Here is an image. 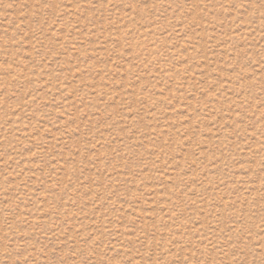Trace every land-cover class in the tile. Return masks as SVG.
Returning <instances> with one entry per match:
<instances>
[{
	"label": "rangeland",
	"instance_id": "rangeland-1",
	"mask_svg": "<svg viewBox=\"0 0 264 264\" xmlns=\"http://www.w3.org/2000/svg\"><path fill=\"white\" fill-rule=\"evenodd\" d=\"M0 264H264V0H0Z\"/></svg>",
	"mask_w": 264,
	"mask_h": 264
}]
</instances>
